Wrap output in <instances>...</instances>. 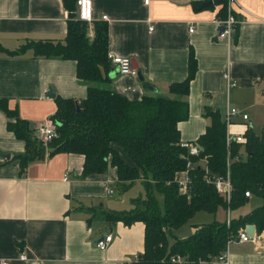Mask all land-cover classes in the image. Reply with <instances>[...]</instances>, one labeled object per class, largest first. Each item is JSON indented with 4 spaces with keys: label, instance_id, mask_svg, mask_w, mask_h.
Here are the masks:
<instances>
[{
    "label": "crops",
    "instance_id": "crops-1",
    "mask_svg": "<svg viewBox=\"0 0 264 264\" xmlns=\"http://www.w3.org/2000/svg\"><path fill=\"white\" fill-rule=\"evenodd\" d=\"M208 1L213 5L203 6ZM92 2L94 21L108 17L109 55L130 58L156 91L147 89L138 76L120 73L115 65L107 73L109 80L104 86L130 100L145 95L173 97L170 85L188 77L193 51L198 69L186 97L189 117L179 124L182 142H197L206 131L211 123L208 109L218 111L224 120L227 109L236 107L249 115L247 123L254 130L252 116H264V0L232 4L233 14L242 21L226 38L219 34L221 21L229 15L228 0L226 10L216 0ZM69 17L64 0H0V45L16 51L28 42L64 38ZM226 72L235 84L230 88ZM87 94L88 86L78 78L75 60L36 57L30 49L19 55L0 53V98H8L10 108L35 129L52 118L58 96L80 101ZM10 120L15 121L0 109V264L3 259L9 264L133 261L145 247L144 221H94L90 215L109 203L106 188L116 184V169L110 167L106 173L84 177L83 155H50L48 151L31 161L20 175L16 156L26 152V143L8 129ZM234 122V131L243 132L242 116ZM188 178L187 171L178 175V181ZM135 186L141 184L135 182L129 188ZM263 201L252 194L238 207L237 214L248 213ZM116 207L119 210L106 211L131 209L120 204ZM231 211L227 209V218L236 216ZM196 224L179 236L193 232ZM110 233L113 239L109 245L98 246V239ZM261 234L259 242L235 235L228 245L227 262L199 264H264V231ZM21 253L26 257H20Z\"/></svg>",
    "mask_w": 264,
    "mask_h": 264
},
{
    "label": "trees",
    "instance_id": "trees-1",
    "mask_svg": "<svg viewBox=\"0 0 264 264\" xmlns=\"http://www.w3.org/2000/svg\"><path fill=\"white\" fill-rule=\"evenodd\" d=\"M77 1L64 0L70 11L64 38L28 42L16 51H8L0 45V53L19 55L30 49L36 57L75 60L77 76L88 86L87 97L83 100L56 98L57 110L52 119L58 126V137L48 144L41 141L29 121L10 108L8 98H0V109L15 120L8 122V129L26 143V152L16 156L20 175L31 161L42 158L49 151L50 155L61 152L83 155L84 177L115 168L116 184L121 190L141 181L145 195L134 199L133 208L92 212L96 217L123 220L126 224L144 221V250L127 264H176L170 259L176 253L199 264L222 253L240 227L254 223L259 232L264 231L263 201L250 212L233 217L230 224L226 219L215 218L196 224L193 232L186 236L173 233L198 211L216 213L221 206L226 209L240 207L249 197L246 191L264 200V132L257 134L250 127L243 132L244 142L231 145L230 177L234 188L228 200L225 194L218 192L213 181L228 170L226 124L221 114L208 109L211 123L197 140L202 146L199 156H189L181 144L179 124L189 117L186 97L198 69L194 52L190 53L188 77L170 85L173 97L145 95L140 100H130L103 85L109 80L107 73L113 65L109 57L108 23L94 21L90 29L87 21L78 18ZM216 1L223 3L226 10L227 0ZM188 159L194 163L189 168ZM183 171H188L187 191L181 190L178 181ZM156 190L163 193L164 208L159 204ZM171 235H174L172 242Z\"/></svg>",
    "mask_w": 264,
    "mask_h": 264
},
{
    "label": "built area",
    "instance_id": "built-area-1",
    "mask_svg": "<svg viewBox=\"0 0 264 264\" xmlns=\"http://www.w3.org/2000/svg\"><path fill=\"white\" fill-rule=\"evenodd\" d=\"M146 2H149V0H146ZM237 3V0H228V12L229 15L228 17L221 21L222 23V31L219 34L220 38H226L228 37L232 32L235 31L237 28L238 24L242 21L239 18H237L233 12H232V4ZM78 5V18L84 21H87L90 24H93L94 21V12H93V2L92 0H78L77 1ZM107 16H103V20H107ZM195 30L194 26L190 28V31L193 32ZM93 31L90 30V35H92ZM109 57L112 60V64L115 66L119 67V72L122 74H131L134 76H137V69L133 67L132 61L130 58L127 57H121V56H112L109 55ZM225 78L228 81V88L234 86L235 84L231 81L230 74L228 72L225 73ZM241 115L243 120L245 121V129L250 128L248 125L249 121V115L242 113L238 108L236 107H229L227 109L224 122L226 124V144H227V149H228V155H227V166L228 170L225 175H218L213 179L216 188L218 192L223 193L226 195V198L230 200L232 192H233V183L230 177V164L232 162L233 157L230 155V148L231 145L234 142H244L245 141V136H244V131L243 132H236L234 131V126L236 123L234 122V118L237 116ZM36 134L37 136L44 141L46 144L50 143L53 141L55 138L58 137V126L56 122L52 118L46 119L43 123L38 125L36 127ZM182 146L185 147L188 150L189 156H199L201 152V145L198 142H190V141H183L181 142ZM193 162L191 159H188L187 166L188 168L193 166ZM188 172V171H187ZM188 179L185 181H179L181 190L187 191L188 189ZM107 193H114V189L110 186H107L106 188ZM246 195L250 196L252 193L250 191H246ZM230 209V208H229ZM227 223H231V218L230 216L227 218ZM237 235L239 236L240 239L242 240H251L255 242H259L261 240L262 234L259 232L257 229H255L254 234L251 235L248 233L246 230L245 226L240 227ZM235 236L231 237L228 240L226 249L219 255H217L215 258L212 260H208V262L211 263H216L218 261H228L229 258V242L234 238ZM113 239V235L107 234L104 237L98 239L97 244L101 248H106L111 240ZM20 257L25 258L26 254L21 253ZM170 259L172 262L176 264H194L191 262L189 259H187L183 254L176 253L172 254L170 256ZM202 262V261H201ZM1 264H9V262L5 259L1 261Z\"/></svg>",
    "mask_w": 264,
    "mask_h": 264
},
{
    "label": "rangeland",
    "instance_id": "rangeland-1",
    "mask_svg": "<svg viewBox=\"0 0 264 264\" xmlns=\"http://www.w3.org/2000/svg\"><path fill=\"white\" fill-rule=\"evenodd\" d=\"M89 25H90V29H92L93 24L89 23ZM92 35H93V33H92ZM92 35H90V36H92ZM252 119L254 121V131L257 133H261L264 130V116H252ZM42 142L44 144H46L44 141H42ZM136 184H141V187L135 186V187L129 188L128 190H121L120 187H118V184H114L113 188L116 189V192L114 191V193L109 194L108 198L111 201L109 200V203H106L102 208H104V210H119L117 208H120V207H116V206H119V204H120V206H124V207H128V208L134 207L135 206L134 199L136 197L139 198L140 196L145 195V187H144L143 183L142 182H136ZM115 193H118V195L116 196ZM155 193H156L157 198L159 200L160 206L162 208H164L163 193H160L157 190L155 191ZM122 198H123V200H122ZM249 204H252V202H250ZM112 205H114L116 207V209H115V207H111L114 209H110L109 206H112ZM239 208L232 209V211H231L232 215L233 216L236 215L234 217L239 216L237 214ZM90 215L92 216L94 221H96V219H101V220L103 219V218L94 216L92 213H90ZM217 216H219V217H217ZM215 218L220 219L222 221L225 220L227 218V209L225 207L221 206L216 211V213H212V212H209L206 210L198 211L192 219H190L187 223L183 224L180 228L174 230L173 233L175 235L179 236L180 234H182L183 231L190 229L194 223L202 224L205 222L213 221V220H215ZM173 239H174V235H171L170 240H173Z\"/></svg>",
    "mask_w": 264,
    "mask_h": 264
},
{
    "label": "water",
    "instance_id": "water-1",
    "mask_svg": "<svg viewBox=\"0 0 264 264\" xmlns=\"http://www.w3.org/2000/svg\"><path fill=\"white\" fill-rule=\"evenodd\" d=\"M205 5H213V3H212L211 1H208V2H205V3L203 4V6H205ZM132 65H133L134 68L137 69V76H138V78H139L141 81L145 82V77H144V75L142 74V71H141V69L138 67V65H135L133 61H132ZM117 71H119V67H118V66H117ZM113 75H114V74H113ZM145 87H146L147 89H149V90L154 91V92L156 91V88H155L152 84H150V83L145 82ZM50 94H52V96H54V94H53L52 92H50ZM77 108L80 109L79 106H78V104H77ZM31 126L34 127L33 124H31ZM200 147H201V149H202V146H200ZM7 157H10V155L8 154ZM115 195L117 196L118 193H115ZM255 229H256V225H255L254 223H248V224H246V230L248 231L249 234L253 235Z\"/></svg>",
    "mask_w": 264,
    "mask_h": 264
}]
</instances>
